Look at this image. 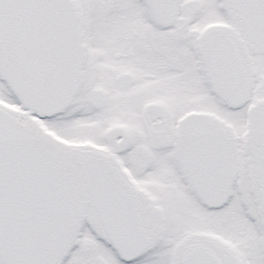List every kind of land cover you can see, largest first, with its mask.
Instances as JSON below:
<instances>
[{
    "label": "snow or ice",
    "instance_id": "obj_1",
    "mask_svg": "<svg viewBox=\"0 0 264 264\" xmlns=\"http://www.w3.org/2000/svg\"><path fill=\"white\" fill-rule=\"evenodd\" d=\"M0 264H264V0H0Z\"/></svg>",
    "mask_w": 264,
    "mask_h": 264
}]
</instances>
